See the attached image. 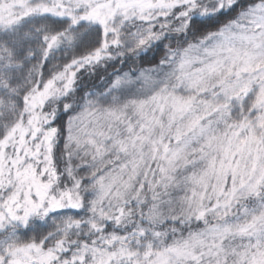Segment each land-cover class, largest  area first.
<instances>
[{
    "label": "snow or ice",
    "instance_id": "1",
    "mask_svg": "<svg viewBox=\"0 0 264 264\" xmlns=\"http://www.w3.org/2000/svg\"><path fill=\"white\" fill-rule=\"evenodd\" d=\"M0 264H264V0H0Z\"/></svg>",
    "mask_w": 264,
    "mask_h": 264
}]
</instances>
